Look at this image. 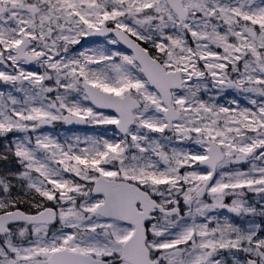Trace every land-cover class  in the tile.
I'll return each mask as SVG.
<instances>
[{
  "label": "snow or ice",
  "instance_id": "obj_1",
  "mask_svg": "<svg viewBox=\"0 0 264 264\" xmlns=\"http://www.w3.org/2000/svg\"><path fill=\"white\" fill-rule=\"evenodd\" d=\"M0 264H264V0H0Z\"/></svg>",
  "mask_w": 264,
  "mask_h": 264
},
{
  "label": "rangeland",
  "instance_id": "obj_2",
  "mask_svg": "<svg viewBox=\"0 0 264 264\" xmlns=\"http://www.w3.org/2000/svg\"><path fill=\"white\" fill-rule=\"evenodd\" d=\"M84 44L85 47H92V46H95V45H99V44H102L103 43V40L102 38H98V39H87L85 38V41L82 42ZM232 94H229L227 98H231ZM57 130L59 131V133L61 135H64L66 132H68V134H72V133H75V134H78V135H85V134H92V130L89 128V129H74V130H69L67 128H64V127H61V126H56Z\"/></svg>",
  "mask_w": 264,
  "mask_h": 264
},
{
  "label": "flooded vegetation",
  "instance_id": "obj_3",
  "mask_svg": "<svg viewBox=\"0 0 264 264\" xmlns=\"http://www.w3.org/2000/svg\"><path fill=\"white\" fill-rule=\"evenodd\" d=\"M58 126H61V125H58ZM61 127L67 128V129H69V130H74V129H89L88 127H86V128H81V127H70V126H61Z\"/></svg>",
  "mask_w": 264,
  "mask_h": 264
},
{
  "label": "water",
  "instance_id": "obj_4",
  "mask_svg": "<svg viewBox=\"0 0 264 264\" xmlns=\"http://www.w3.org/2000/svg\"><path fill=\"white\" fill-rule=\"evenodd\" d=\"M97 37H89L87 39H96ZM70 127H86V126H82V125H78V126H70Z\"/></svg>",
  "mask_w": 264,
  "mask_h": 264
}]
</instances>
